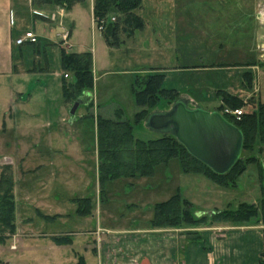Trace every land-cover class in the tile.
<instances>
[{"label":"rangeland","instance_id":"rangeland-1","mask_svg":"<svg viewBox=\"0 0 264 264\" xmlns=\"http://www.w3.org/2000/svg\"><path fill=\"white\" fill-rule=\"evenodd\" d=\"M89 1L84 0L69 13L70 17H66L68 22L70 18L75 20L67 43L62 42L60 27L53 24L50 26L52 31L48 32V24L38 20L34 34L41 44H57L42 46L38 62L33 61L32 46L15 47V56L22 53V59L16 60L21 68H44L43 55L47 53L49 72L28 74L16 80L0 76V174H11L16 182L13 193L17 226L14 234L4 235L7 237L0 243V264H77L81 258L86 264H97L98 257H101L100 264H136L133 257L125 255L122 241L116 244L113 238H102V242L91 243L90 239L95 236L87 237L86 232H95L104 226L126 227L130 224L128 212L135 207L137 215L147 221L152 218L155 203L179 194L192 204L194 217L206 219L192 226L199 236L192 242L200 245L203 252L210 253L214 264H258L257 254L264 252V230H258L259 237L255 230L217 231L215 235L221 236V243L225 241L222 248L209 247V241L200 232H210L208 228L227 223L213 222V213L233 210L240 203L259 205L264 194L254 164L247 166L234 188L220 187L203 176L183 173L175 159L158 165L149 177L119 178L105 181L101 186L95 169L94 129L91 120H82L80 113L86 107V117L97 113L113 117L114 110L120 107L124 116L133 121L134 115L141 110L131 93L135 75L153 73L151 68L170 71L177 65L210 64L212 60L222 62V72H168L164 74L163 86L175 88L184 95H193L198 87L206 100L202 105L206 111H213L219 105L217 90L227 89L230 94L245 99L239 108L243 115L257 112L258 102L264 103V0H144L149 9L147 15L142 14L146 17V25L132 37L120 32L119 43L124 46L118 48L108 46L93 25ZM169 4L174 7L173 26L178 45L158 48L165 44V39L155 29L161 20L155 17L154 11ZM29 9L26 6L24 13L27 15L18 28L25 29L30 24ZM60 46L75 53L88 51L93 56V90L90 94L93 104L88 107L89 98L84 97L72 122H69L68 112L73 103L67 105L60 89L63 73ZM52 47H56L55 51ZM248 63L250 66H245ZM247 72L251 74V80L245 76ZM64 75H67L66 80L70 79V75ZM14 91L21 92L22 97L18 99ZM41 92L48 99V106L44 109L42 103H37L33 105V111L30 110L28 93H35L34 99H38L42 98ZM172 105L173 102L162 101L148 110L143 120L134 126L135 137L141 140L159 138L161 133L150 130L146 118L152 113L167 112ZM34 111L35 117L32 116ZM63 111L68 115V121L57 127L56 136L49 135V128L44 129L48 118L58 121ZM36 123L38 126L34 127ZM55 140L57 145H65L68 150L62 155L67 158L62 162L68 167L55 168L51 172L48 168L34 167L47 163L50 159L47 155H55L49 151ZM38 156H43L42 160ZM34 170L37 173L32 176ZM35 178H38L36 182ZM197 179L201 181L197 182ZM101 187L103 194L100 196L97 193ZM86 198H92V208L88 217H82L77 213V200ZM35 208L44 216L56 217L42 218ZM260 221L264 224L261 216L250 220L248 225ZM231 235L234 236L232 239ZM210 239L213 242V238ZM87 242H90L89 247H85ZM144 249L142 258L148 261L146 264H155L154 247L150 245ZM75 252L79 253L78 257H74ZM228 253L234 258H228ZM198 258L195 257L201 261L202 255Z\"/></svg>","mask_w":264,"mask_h":264},{"label":"trees","instance_id":"trees-1","mask_svg":"<svg viewBox=\"0 0 264 264\" xmlns=\"http://www.w3.org/2000/svg\"><path fill=\"white\" fill-rule=\"evenodd\" d=\"M49 3L70 10L84 0H47ZM143 0H93L92 20L95 25L102 24L101 34L105 43L110 47H121L119 34L124 32L129 37L143 28V20L136 14L142 6ZM115 15V16H113ZM114 17V21H110ZM123 42V41H122ZM32 46L33 54H41L42 46L38 39L36 43H26ZM22 53H20V56ZM61 70L70 75L66 80L61 78V94L65 101L74 102L77 99L89 98L93 90L92 54L90 52H67L60 48ZM249 64V63H248ZM245 66H250L249 65ZM143 73L135 75L131 84V93L135 103L141 110L134 115L133 121L124 116L122 108L114 110L113 117L96 115V150L98 158V181L101 186L105 181L119 178L149 177L158 165L167 164L170 160H177L180 170L186 174L203 176L220 187H236L240 176L250 164L257 168L258 181L264 194V103L258 102L257 112L242 115L239 121L227 115H222L228 122L236 126L243 135L241 156L238 161L224 174H216L202 162L195 159L186 148L171 134L162 133L159 138L141 140L134 135V126L140 123L148 110L160 102H177L182 99L175 89L163 86L164 74ZM251 80V74L245 73ZM220 106L215 111L221 112L225 108L239 109L244 101L238 96L225 91L216 92ZM83 101V100H82ZM150 115V114H149ZM86 118L92 119L93 115ZM147 119V118H146ZM246 153V155H243ZM13 175L0 174V243L8 235L16 231V203L13 193ZM100 196L102 187L100 189ZM77 213L88 216L91 212V199L77 200ZM259 206V208H258ZM192 204L179 195H173L165 202L152 206V218L149 225L153 228L164 227H192L206 220L204 217L192 215ZM39 216L53 219L56 216ZM261 216L264 218V196L259 205L240 203L233 210H224L211 215L213 222H227L232 224L248 223ZM4 235H7L4 237ZM191 241H197V233H187ZM58 238H55L57 241ZM77 264H85L81 258ZM258 264H264V252L260 254Z\"/></svg>","mask_w":264,"mask_h":264},{"label":"crops","instance_id":"crops-1","mask_svg":"<svg viewBox=\"0 0 264 264\" xmlns=\"http://www.w3.org/2000/svg\"><path fill=\"white\" fill-rule=\"evenodd\" d=\"M89 3H90L91 17H92L93 1L90 0ZM78 5L80 4L74 5L70 10L67 11L66 9H63L61 7H58V6H55L49 3L47 0H0V76L11 77V79L16 80L28 74L49 72L50 70H48V66H47V62H48L47 53L43 55L44 56L43 59L45 61L44 63L46 65L44 68H38V69L37 68H27V67L21 68L22 66H20L19 63L16 62V60L17 59L19 60V58L22 59V56L18 57L14 55V53L16 52L15 47L16 46L19 47L18 45L15 44V40L21 37L23 33H25L26 31H32L34 33L35 29L39 26L38 20H41V22H43L44 24L47 23L49 28L53 24L57 25L58 27L61 28L62 33L67 31L69 35H71V30H73V27L75 25L74 24L75 20L73 18H70V22H68L66 17H70L71 14L69 13ZM26 6H29L31 8L29 9V12H28V15H29L28 21L30 24L25 29H20L17 26L20 24L19 22L24 21L23 17L27 15V13H24V11H26ZM173 10H174V7H172L171 5L170 6L166 5V7L159 6L157 9L155 8V11H154L155 17L156 16L160 17V20H161L160 25L156 26L155 29L158 32H160L161 38L165 39L164 40L165 44L161 42L162 44L159 45L158 48L164 47V46L174 47L178 45V42L176 41L178 39V36L176 34V28H174L173 26L175 24ZM148 11L149 9H148L147 3L146 1L143 0L141 8L136 11V14L144 21V26L146 25V21H145L146 17L142 14L145 13L147 15ZM42 28L44 27L42 26ZM50 31H52L51 28L48 32ZM43 32H45V29H43ZM135 33L136 32H134L130 37L134 36ZM42 44H45V43L43 42ZM50 44L52 45V43H49V45ZM53 45L57 46V44L54 42H53ZM123 46L124 45H122L121 47ZM58 48L60 50V48H63V47L60 46ZM55 49H53V51H55ZM66 51L70 52L68 50ZM83 52H88V51H83ZM79 53H82V52H79ZM38 55L39 54L32 53L34 63L35 61L37 62L39 61V59L37 58ZM92 60H93V56H92ZM153 70L162 72L165 75L168 72H172V73L183 72L184 73V72H192V71L199 72V73L205 72L206 74H209V72L213 70L222 72V62H215L214 60H212L210 64L201 63L197 65H192V66L177 65L174 68H172V70L170 71H168V69L166 70V68H151V71ZM92 73H93V66H92ZM62 74H61V78H62ZM169 88H172V87H169ZM195 88L196 89H194L193 95L179 94V92L177 93L179 94L180 98L187 101V106L189 109H194L196 107H199L204 110V108H202L203 107L202 105L204 104L206 100L204 99L201 89H199L198 87H195ZM60 89H61V84H60ZM172 89H175V88H172ZM217 91H225L230 94V91L227 89L219 88ZM13 93H15L16 96H18L17 97L18 99L22 97L20 96V94L22 93L19 91H14ZM34 94L35 93H31V94L28 93L27 102L32 105V106L30 105L31 107H29L30 110L33 111L34 109L33 105L37 103H42L43 108L48 106V103H49L48 99L46 98V96H43V93H42V98H38V99L37 98L34 99ZM230 95H233V94H230ZM241 99L245 102V99H243L242 97ZM17 102L18 101H15V103ZM218 102H219V105L217 107H219L221 104L219 100ZM69 104L70 102H68L67 105L69 106ZM216 108H214L213 111H215ZM84 109L85 111L83 113L82 112L80 113V117L82 120L83 118L86 119V107H84ZM209 112H212V111H209ZM32 114H33L32 116L35 117V111ZM58 119H59L58 121H52L49 117L48 122H46L47 126H44V129L46 127L49 128L48 134L51 136H56L55 133L57 134L58 132L57 127L60 124L66 123L68 121V115L65 114V112L63 111V113L60 115ZM90 120H91V128L94 129L93 147H95V153H96V154L94 153L95 154L94 159H95L96 176L98 180V158H97V150H96V140H97L96 115L93 116V118ZM33 126L34 127L38 126V123L34 124ZM56 140L54 141V144H50V149H49V151L54 152L55 155H52L53 157L47 155V157L50 158L47 161V163L38 164L34 167H37V168L40 167V169L48 168L50 170L49 172L54 171L55 168L68 167L64 165L65 162H62L64 158H66L62 155L63 153L65 154V152H67L68 150L65 145L63 146L57 145ZM37 158L39 160L40 159L42 160L43 156H38ZM35 170L32 171L33 172L32 176H34L35 173H37ZM196 176H199V175H196ZM37 179L38 178H35V182ZM126 179H131V178H126ZM239 180L240 178L237 181V186L239 184ZM200 181L201 179H197V182H200ZM15 184L16 182L14 179V192H15ZM97 194L100 195V193H97ZM97 198L98 196L96 195L95 199L97 200ZM89 199H91L92 201V198H89ZM35 209L38 215L39 213L43 214L41 213L40 209H37V208ZM131 211H132L131 213L128 212L129 214L128 216L130 217V224L127 225L126 227H122L119 229L114 228V227H108V226L99 227L95 232H90V231L86 232V236L90 238L95 236V239L92 238L90 239V241L91 243H96V244L98 242H102V238H106V240L108 239L110 240L111 238H113L115 239L114 242L116 244L122 241L125 245V251H126L125 255H128V256L130 255L131 257H133L132 258L133 263H136V264H146L148 262L146 261L145 258H142V256L144 254L143 253V250H145L144 248H149L150 245L152 248L154 247L155 254L157 255V258L154 260L155 264H214V262L211 261L212 258H211L210 253L203 252L200 245H197L196 243L190 241V238L187 235V233L196 232L194 231L192 227L153 228L149 225V221L151 217L150 219L148 218L147 221H145L144 218H141L140 215H137L138 214L136 213L138 211L137 207L132 208ZM133 212L136 214H134ZM85 217H88V216H85ZM208 229L210 232H205V231H200V232L202 233L203 238L206 241H209V245H210L209 247L215 248L219 246L222 248V244L225 243V241L222 240V243H221L219 239V237L221 238V236L215 235V232L225 231L229 233L228 231H233L234 233L237 231L242 232V231H248V230H255L258 232L257 237H259V231L264 230V224H263V221H260L259 223L253 224V225L252 224L248 225V223H244V224L243 223H239V224L226 223L222 225L218 224L217 226H213ZM233 237L234 236L231 235V239ZM210 238H213V242L211 241ZM243 242L244 241H242V243ZM88 243L90 242H87L85 247H89L87 246ZM85 247H84V252L87 251V249L85 250ZM136 253H139V256L137 255L136 257L135 256ZM261 253L262 252L257 254V257H256L257 262L259 259V255ZM98 254H100V252H98ZM201 255H202L201 261L195 259V257H199L198 259H200ZM228 255L230 256L228 258H232L231 253H228ZM78 256H79V253L75 252L74 257H78ZM94 257L97 258V255L95 254ZM100 258L101 257L97 258L98 260L97 264L101 263Z\"/></svg>","mask_w":264,"mask_h":264},{"label":"water","instance_id":"water-1","mask_svg":"<svg viewBox=\"0 0 264 264\" xmlns=\"http://www.w3.org/2000/svg\"><path fill=\"white\" fill-rule=\"evenodd\" d=\"M81 104L80 98L73 102L69 122L74 120ZM146 125L154 132L173 135L190 155L216 174L226 173L241 156V131L217 111L189 109L184 99L175 102L167 112L149 115Z\"/></svg>","mask_w":264,"mask_h":264},{"label":"built area","instance_id":"built-area-1","mask_svg":"<svg viewBox=\"0 0 264 264\" xmlns=\"http://www.w3.org/2000/svg\"><path fill=\"white\" fill-rule=\"evenodd\" d=\"M114 17H111L110 21H114ZM97 29L99 31H101V29L103 28L102 24H100V26H97ZM69 37V33L63 32L62 34V42L63 43H67ZM38 40V38L36 37V35L32 32V31H26L25 33H23V35L21 37H19L18 39L15 40V44L18 46H22L26 43H36ZM65 78H67V75H64ZM221 115H227L229 117H231L232 119L239 121L243 115L242 110L240 109H229V108H225L223 110V112H220Z\"/></svg>","mask_w":264,"mask_h":264}]
</instances>
